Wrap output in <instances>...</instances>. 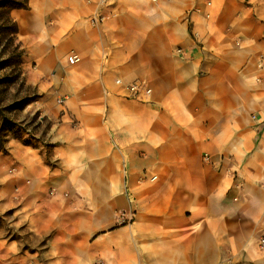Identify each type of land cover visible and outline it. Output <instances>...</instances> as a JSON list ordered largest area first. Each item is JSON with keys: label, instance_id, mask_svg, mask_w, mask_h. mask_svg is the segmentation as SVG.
Here are the masks:
<instances>
[{"label": "crops", "instance_id": "1", "mask_svg": "<svg viewBox=\"0 0 264 264\" xmlns=\"http://www.w3.org/2000/svg\"><path fill=\"white\" fill-rule=\"evenodd\" d=\"M11 17L56 166L29 148L0 191L47 189L19 213L47 203L26 225L52 231L53 264H264V0H28Z\"/></svg>", "mask_w": 264, "mask_h": 264}, {"label": "rangeland", "instance_id": "2", "mask_svg": "<svg viewBox=\"0 0 264 264\" xmlns=\"http://www.w3.org/2000/svg\"><path fill=\"white\" fill-rule=\"evenodd\" d=\"M5 42H0V66L4 63L6 57ZM22 68V65H21ZM23 74V70H22ZM11 71L1 70L0 80L5 77H11ZM24 78V77H23ZM25 80V78H24ZM26 86L33 88L30 84L25 82V87L21 88L19 84L13 86L0 85V95L4 97L2 107H14L17 104L23 102L25 98L32 96L31 93L33 89L29 90ZM4 93V95H3ZM38 96V95H37ZM45 100H42L40 96L38 98L31 99L28 105L22 111H5L6 117L16 123H22L26 128L30 130L31 133H35L36 137H40V133L45 130V125L40 126L37 129L36 122L41 118L40 107L43 106ZM8 110V109H7ZM39 112L40 116L36 120L35 114ZM50 121L47 120V132L50 129ZM27 136L25 135L24 138ZM47 137V136H46ZM45 137V138H46ZM7 149L10 150V154L5 151H0V171L4 175L11 176L20 173L21 163L17 160L18 158L26 159L28 154L32 153L29 148L38 149L40 156V165L43 170L47 166H56V162L52 159L50 148L47 150L41 146V144L32 142L29 146H24L17 140L10 139L7 144ZM38 161V159H37ZM25 168V166H24ZM24 179L27 178L26 175L23 176ZM21 184L15 186V190L19 189ZM36 193L35 196L33 194ZM47 197V189L41 185H37L33 188L32 193L29 196L21 197L18 191L2 192L0 191V203H14L15 209L12 211L11 215L5 216L6 212L11 210L0 211V238H6L7 241H15L17 244V253L9 254L4 248L0 249V264H53V260L49 255L47 256V246L52 235L51 230H44L41 234L30 230L27 225V219L33 213H41L43 220L47 222V203H43V206L34 207L33 204L24 208L20 213L21 203L31 202L38 198L44 199ZM41 201H36L35 203L40 204ZM45 204V205H44ZM33 229V227H31ZM58 256L54 257L55 263H58ZM66 258V257H65ZM53 262V263H52Z\"/></svg>", "mask_w": 264, "mask_h": 264}, {"label": "trees", "instance_id": "3", "mask_svg": "<svg viewBox=\"0 0 264 264\" xmlns=\"http://www.w3.org/2000/svg\"><path fill=\"white\" fill-rule=\"evenodd\" d=\"M28 6V0H0V42H5L6 54L4 55L6 59L4 63H1V70L11 71V77H5L0 80V85L10 87L19 84L21 88L25 87V80L22 74V57L23 51L20 45L16 42L17 25L12 20L11 11L18 9H26ZM29 90L33 89L31 95L25 98L23 102L17 104L14 107H2L4 97L0 96V151L5 152V145L10 139L17 140L23 145L29 146L32 142L41 144L47 150V119L45 117L39 118V112H36L35 119L37 129L45 125V130L42 131L40 137H36L35 133H31L28 128H26L22 123H16L6 117L5 111L12 112L15 110L22 111L28 105L29 101L34 98H38L37 93L34 88L26 86ZM2 94V92H1ZM0 94V95H1ZM4 95V93H3ZM8 109V110H7ZM27 136L24 138V136ZM12 211L6 212L4 215H11Z\"/></svg>", "mask_w": 264, "mask_h": 264}, {"label": "built area", "instance_id": "4", "mask_svg": "<svg viewBox=\"0 0 264 264\" xmlns=\"http://www.w3.org/2000/svg\"><path fill=\"white\" fill-rule=\"evenodd\" d=\"M103 20V17L91 18V24L95 25ZM79 58L76 55H69L67 62L69 65L78 63ZM117 85H121L119 80L115 82ZM124 91L128 93V98L137 101H146L150 96V90L143 83H133L124 87ZM204 161H208V156H203Z\"/></svg>", "mask_w": 264, "mask_h": 264}]
</instances>
